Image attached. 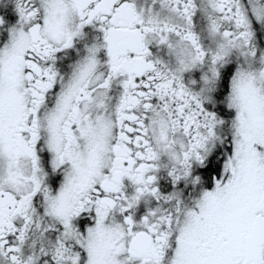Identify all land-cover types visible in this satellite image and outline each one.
Wrapping results in <instances>:
<instances>
[{
  "label": "snow or ice",
  "instance_id": "snow-or-ice-1",
  "mask_svg": "<svg viewBox=\"0 0 264 264\" xmlns=\"http://www.w3.org/2000/svg\"><path fill=\"white\" fill-rule=\"evenodd\" d=\"M0 264H264V0H0Z\"/></svg>",
  "mask_w": 264,
  "mask_h": 264
}]
</instances>
